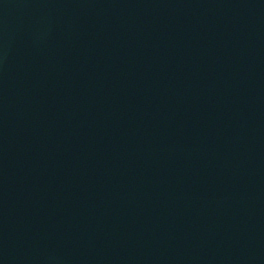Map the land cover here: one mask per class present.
Masks as SVG:
<instances>
[{
  "label": "water",
  "instance_id": "1",
  "mask_svg": "<svg viewBox=\"0 0 264 264\" xmlns=\"http://www.w3.org/2000/svg\"><path fill=\"white\" fill-rule=\"evenodd\" d=\"M0 264H264V0H0Z\"/></svg>",
  "mask_w": 264,
  "mask_h": 264
}]
</instances>
